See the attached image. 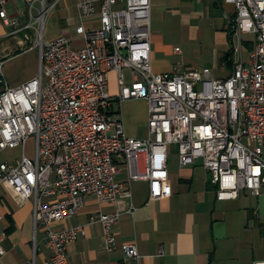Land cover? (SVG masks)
<instances>
[{"label":"built area","instance_id":"2783aa9c","mask_svg":"<svg viewBox=\"0 0 264 264\" xmlns=\"http://www.w3.org/2000/svg\"><path fill=\"white\" fill-rule=\"evenodd\" d=\"M15 0H0V19L17 25L8 12ZM235 9L239 36H254L247 62H239L225 80L209 68L178 69L157 74L151 59L152 0H84L75 31L46 41L44 20L61 0L28 2L35 17L15 36L36 27L40 50L38 76L10 86L0 59V155L21 149L19 157L0 162V192L7 188L22 202L33 200L36 229L44 231L50 255L43 264H70L68 247L99 224L106 249L124 254L123 264H136V244H119L114 228L122 206L131 202V183L151 185L150 201L163 196L169 181L171 147L185 168L200 162L210 174L217 201L236 200L247 191L259 196L264 185V0H222ZM50 3V5L48 4ZM98 16V17H97ZM26 39H29L27 37ZM24 45V44H22ZM180 52L178 48L176 50ZM124 69H130L126 82ZM117 75L118 93H110V75ZM149 103L148 136L127 135L114 103ZM36 139L34 157L26 145ZM126 174V182L118 176ZM93 197L116 207L100 211L86 223L57 228L78 218ZM135 207L130 204L129 212ZM3 214L0 212V221ZM38 244L28 264H38ZM5 250L0 242V255ZM257 264H264L257 263Z\"/></svg>","mask_w":264,"mask_h":264},{"label":"crops","instance_id":"0c3cea01","mask_svg":"<svg viewBox=\"0 0 264 264\" xmlns=\"http://www.w3.org/2000/svg\"><path fill=\"white\" fill-rule=\"evenodd\" d=\"M17 1L27 7L32 0ZM83 1L61 0L57 5H60L59 13L52 17V21L63 26L58 37L66 36L75 45L83 43L75 31L81 20L78 5ZM10 4L14 5L16 12L11 16L17 20V25L6 27L0 19V40L9 38L6 37L7 34L36 21V16L30 14L29 8L20 14L14 1ZM234 13V7L222 0H152L151 59L154 72L163 74L178 69L201 68L197 64L201 56L198 49L203 44L200 41L210 36L214 39L218 37L219 44H222L219 49L214 50L212 68L215 71H219L220 67L226 69L223 73H213L211 69L212 77L217 80L229 78L237 63L249 60L254 48V36L251 39L243 38L245 35H252L247 32L240 35L239 48L234 46L235 35L231 36L229 33ZM35 28L30 36L36 35ZM21 35L24 37H20ZM28 35L27 32H20L10 37L18 38V44L22 45ZM55 38L57 37L51 34L46 41ZM177 43L183 45L184 49L180 52L176 51ZM227 53L231 57L226 61ZM244 53L248 56L247 59L244 58ZM19 54L20 51H14V56ZM115 75H110V82ZM115 78L117 80V75ZM8 84L12 86L9 82ZM117 93L111 95L116 98ZM124 103H116L117 107L114 106L118 117ZM148 118L149 111L141 133H130L125 128L127 135L138 139L146 138ZM174 150L169 158V181L163 188L166 191L162 197L150 201L149 182L131 183L132 200L120 206L121 220L114 228L119 244H136L139 253L136 264L264 262V185L259 196L245 191L236 200L217 201L211 176L201 163L181 168L176 149ZM14 151L10 150L9 158L0 159V162L19 157ZM118 179L126 182V174H120ZM130 204L135 207L131 212ZM115 210L113 205L100 204L95 198L88 197L78 218H72L56 227L84 224L92 214ZM0 212L3 214L0 221V242L5 250V254L0 255V264H28L34 257L35 243L39 247L37 263L43 264L50 253L44 244V231L35 227L33 200L22 202L13 192L3 188L0 192ZM68 255L70 264H123L124 260L122 250L109 252L106 249L99 224L87 226L86 236L69 245Z\"/></svg>","mask_w":264,"mask_h":264},{"label":"rangeland","instance_id":"374dc122","mask_svg":"<svg viewBox=\"0 0 264 264\" xmlns=\"http://www.w3.org/2000/svg\"><path fill=\"white\" fill-rule=\"evenodd\" d=\"M16 5L17 12L20 14H23V12L28 11L29 6L25 7L22 6L19 1H14ZM50 5V3H48ZM36 10H34L33 14L34 16L39 15V8L41 7V3L37 2L35 4ZM60 11V5L56 6L54 9H52L47 15L44 20V37L46 40L49 39L51 34H54L55 37H58L60 35V29L61 26L59 23L52 21V17L54 15H57ZM8 12L9 15L15 14V9L13 4H9L8 6ZM28 13V12H27ZM39 25L36 24V27ZM29 33L28 37L29 39L25 40L24 45L18 44V38L14 39L12 37L5 38L3 40H0V59H4V66H3V72L5 75V79L7 83L9 82L12 86H16L17 84L25 83L34 77L38 76L39 70H40V50L33 48L35 47V42L37 38V32L36 35H32V29H29L26 31ZM24 35V34H23ZM21 35L20 37H24ZM239 34H235L234 36V46L236 48H239L240 46V38ZM243 38L251 39L253 38V35H245ZM25 39V38H24ZM11 42V43H9ZM202 44V47L198 49V53L201 55L200 59L198 61V65L201 66V68L197 69H203L206 68L205 65H208L209 69L213 71V73H220L225 72V68L220 67L219 71L213 70L212 68V56L214 53V50L219 49L222 44H219L218 37L215 39L213 37L210 38V36L205 37V40L203 39L200 41ZM175 47H178L180 50H183L182 44H175ZM14 51H20V54L17 56H14ZM239 56V55H238ZM246 53H244V58L247 59ZM207 67V68H208ZM227 72V71H226ZM123 74L126 78V82L129 83L131 81V71L130 69H124ZM116 76V75H115ZM112 77V80L110 82V92L116 93L118 92V84L116 78ZM2 90V85L0 84V92ZM114 106H116V102L114 103ZM114 107V108H115ZM120 118L124 123V126L126 128L127 132H135L137 134L141 133L143 125L147 118V112L149 111V103L146 100H137L132 99L128 100V102L125 101V103L120 108ZM171 153L173 154L175 152L174 147L171 148ZM36 151V139L31 138L28 140L26 145V153L29 157H34ZM15 155L20 156L22 153L21 149H17L14 151ZM10 156V152L6 151L3 152L0 155V159H8Z\"/></svg>","mask_w":264,"mask_h":264},{"label":"trees","instance_id":"16d2710c","mask_svg":"<svg viewBox=\"0 0 264 264\" xmlns=\"http://www.w3.org/2000/svg\"><path fill=\"white\" fill-rule=\"evenodd\" d=\"M235 19V16H232V22H231V25H230V30H229V33L231 36L235 35L236 34V30H235V23L233 22ZM17 54V53H16ZM231 57V54L230 53H227L225 55V60H229V58Z\"/></svg>","mask_w":264,"mask_h":264}]
</instances>
